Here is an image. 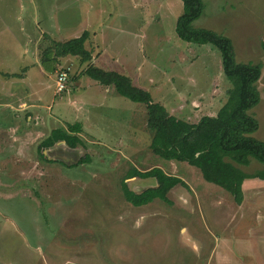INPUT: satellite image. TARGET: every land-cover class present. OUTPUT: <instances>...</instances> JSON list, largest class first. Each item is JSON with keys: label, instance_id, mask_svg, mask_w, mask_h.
I'll use <instances>...</instances> for the list:
<instances>
[{"label": "rangeland", "instance_id": "1", "mask_svg": "<svg viewBox=\"0 0 264 264\" xmlns=\"http://www.w3.org/2000/svg\"><path fill=\"white\" fill-rule=\"evenodd\" d=\"M202 1L203 13L193 26L228 37L237 62L262 66L260 101L248 114L258 123L252 137L264 142V0ZM182 10L179 0H0V264H141L134 230L150 233L145 248L152 260L153 247L160 245L154 235L158 226L176 230L181 211H203L193 188L201 187L198 171L151 153L144 105L85 76L89 63L77 57L56 65L49 61L53 72L41 63L53 40L45 27L68 22L74 27L68 39L88 32L85 47L94 66L129 77L179 119L214 116L230 84L215 48L177 38ZM61 72L67 78L59 92ZM74 123L82 125L81 146L71 150L60 142L40 153L38 146L51 131ZM85 156L89 163L70 168ZM155 167L181 178L189 190L174 187L167 197L171 205L155 200L132 206L122 181L133 168ZM240 168L255 174L264 166L251 159ZM125 182L134 192L154 184L153 179ZM263 205L256 203L260 214ZM205 209L209 214L211 207ZM163 214L177 216L160 224ZM245 228L243 223L240 229Z\"/></svg>", "mask_w": 264, "mask_h": 264}, {"label": "trees", "instance_id": "2", "mask_svg": "<svg viewBox=\"0 0 264 264\" xmlns=\"http://www.w3.org/2000/svg\"><path fill=\"white\" fill-rule=\"evenodd\" d=\"M182 14L175 24V34L181 41L194 45H210L221 57L222 73L230 84L225 103L216 115H204L196 122L179 119L159 103H154L148 91L134 86L129 77L116 71L104 70L91 64L92 54L86 49L88 32L65 42L51 40L42 53L45 70L53 72L49 61L57 64L58 60L71 56L87 64L84 75L97 82L103 88H112L114 92L129 101L145 106L146 126L152 134L150 151L153 155L170 162L187 164L195 168L202 179L228 192L236 205L243 202L242 183L245 179L264 180V169L255 174H247L240 167L249 165L253 159L264 166V142L252 137L258 129L257 120L248 112L260 101L257 82L261 77L260 63H239L236 61L231 40L214 31L195 28L204 9L202 0H179ZM80 123L68 124L67 129H54L38 146L44 150L63 142L73 150L82 145L79 134ZM89 163L85 156L76 164ZM131 178L153 179L152 187L140 193L130 190L126 180ZM181 186L189 190L188 185L179 177L168 175L158 167L148 171L133 168L122 181L125 200L134 207L146 206L155 200L171 205L167 194L174 187Z\"/></svg>", "mask_w": 264, "mask_h": 264}, {"label": "crops", "instance_id": "3", "mask_svg": "<svg viewBox=\"0 0 264 264\" xmlns=\"http://www.w3.org/2000/svg\"><path fill=\"white\" fill-rule=\"evenodd\" d=\"M18 23L19 29L24 33L27 28L26 23L22 19ZM39 24L38 20L36 26ZM80 28L85 29V27ZM45 29L49 31L45 30L44 33L46 32L53 40L63 42L62 40H69L70 37L66 36L74 30V27L70 26L68 22H61V24L47 25ZM9 32H11L10 29ZM35 37L34 35L27 38L30 42V39ZM104 89L107 91L112 88ZM199 183L201 184L199 189L193 188L198 191L197 201L203 211L200 213L181 211L183 218L176 221V225H178L176 230L171 228L164 231L162 227L158 226L160 231L154 235L158 234L155 237V244L158 242L160 245L152 246V260L148 258L149 248H145V242L149 241L148 234L150 233L146 230L132 232V235H137L135 248L141 252V264H264V214H260L259 208L257 210L256 206L260 200L264 201V180L249 178L243 181L241 186L243 202L239 206L235 204L233 197L228 192L205 182L201 175ZM172 190L169 191L167 197ZM251 201V205L249 204L244 209L246 204ZM209 206L211 211L206 214L205 208ZM176 216L177 214H163L160 217V224L175 220ZM193 216L196 220L188 222L187 220ZM138 222L141 221L138 220ZM243 223L246 228L240 229ZM126 251L128 252V250ZM126 258L128 257L125 256V262Z\"/></svg>", "mask_w": 264, "mask_h": 264}, {"label": "built area", "instance_id": "4", "mask_svg": "<svg viewBox=\"0 0 264 264\" xmlns=\"http://www.w3.org/2000/svg\"><path fill=\"white\" fill-rule=\"evenodd\" d=\"M67 74L65 72H61L57 78V85L59 87L58 91H62L64 89V83L66 81Z\"/></svg>", "mask_w": 264, "mask_h": 264}]
</instances>
